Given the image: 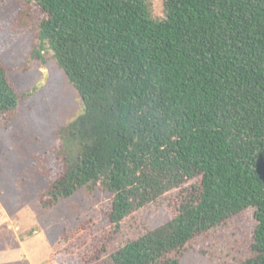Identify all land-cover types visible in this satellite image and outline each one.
<instances>
[{
  "label": "trees",
  "instance_id": "1",
  "mask_svg": "<svg viewBox=\"0 0 264 264\" xmlns=\"http://www.w3.org/2000/svg\"><path fill=\"white\" fill-rule=\"evenodd\" d=\"M38 0L47 43L84 111L63 126L45 186L23 189L47 211L87 188L113 194L116 233L178 190L173 216L87 264H182L203 236L256 208L253 255L264 264V0ZM22 95L0 60V123ZM189 184V185H187ZM29 202L26 200L20 206ZM81 226L66 229V249ZM83 242V241H82Z\"/></svg>",
  "mask_w": 264,
  "mask_h": 264
},
{
  "label": "rangeland",
  "instance_id": "2",
  "mask_svg": "<svg viewBox=\"0 0 264 264\" xmlns=\"http://www.w3.org/2000/svg\"><path fill=\"white\" fill-rule=\"evenodd\" d=\"M150 7L155 18H166L165 0H150ZM39 15L38 0H0V60L22 95L14 117L0 123V264H87L99 247L112 251L168 221L178 190L141 209L118 233L107 217L113 194L100 187L83 188L47 211L39 208L37 197L28 198L23 189L35 193L36 179L45 186L46 164L62 157L58 131L84 111L48 44L42 57L35 53L41 48ZM255 211L250 207L201 237L182 264H236L252 256ZM78 226L83 242L67 250L64 231Z\"/></svg>",
  "mask_w": 264,
  "mask_h": 264
}]
</instances>
